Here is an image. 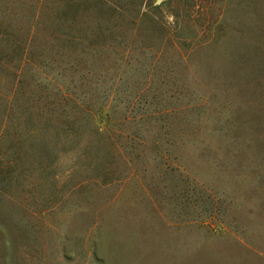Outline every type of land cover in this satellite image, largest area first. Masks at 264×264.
Masks as SVG:
<instances>
[{"label": "rangeland", "instance_id": "1", "mask_svg": "<svg viewBox=\"0 0 264 264\" xmlns=\"http://www.w3.org/2000/svg\"><path fill=\"white\" fill-rule=\"evenodd\" d=\"M114 2L107 131L0 142V264H264V0Z\"/></svg>", "mask_w": 264, "mask_h": 264}, {"label": "trees", "instance_id": "2", "mask_svg": "<svg viewBox=\"0 0 264 264\" xmlns=\"http://www.w3.org/2000/svg\"><path fill=\"white\" fill-rule=\"evenodd\" d=\"M0 2L7 3L0 14V142L9 134L16 138L20 134L54 137L53 146L45 142L42 148L45 163L52 166L62 138L107 131L105 116L113 107L117 91H103L102 104L95 108L99 93L94 88L87 89L91 85L85 88L84 83L96 81L95 77L105 72L111 50L126 52L123 40L116 42L121 47L111 43L113 37H118L115 28L121 27L118 19L125 17V10L114 0ZM14 4L23 10L18 16H14ZM175 47L181 49L180 42ZM149 49L152 48L146 46L143 53ZM182 59L186 56L182 55ZM141 66L145 62L141 61ZM164 112L169 111H161ZM141 113L148 117L152 112ZM18 161L17 157L9 159L2 175Z\"/></svg>", "mask_w": 264, "mask_h": 264}]
</instances>
